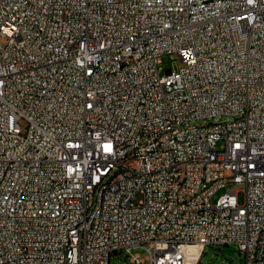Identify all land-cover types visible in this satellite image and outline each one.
<instances>
[{
	"label": "built area",
	"instance_id": "1",
	"mask_svg": "<svg viewBox=\"0 0 264 264\" xmlns=\"http://www.w3.org/2000/svg\"><path fill=\"white\" fill-rule=\"evenodd\" d=\"M0 38V264H264V0H0Z\"/></svg>",
	"mask_w": 264,
	"mask_h": 264
},
{
	"label": "rangeland",
	"instance_id": "2",
	"mask_svg": "<svg viewBox=\"0 0 264 264\" xmlns=\"http://www.w3.org/2000/svg\"><path fill=\"white\" fill-rule=\"evenodd\" d=\"M0 41L3 43L2 38ZM182 63L173 53L163 54L160 57V62L158 64L160 74L166 69L177 70ZM227 190H236L238 202L241 204L244 200V186L240 183H229L224 187L219 188L212 195V200L217 199L218 196L225 193ZM205 252L201 251L200 256L195 261H191L189 264H244L243 256L231 246H223L220 249H215L213 247H206ZM138 252L141 258L144 260L143 264H149V256L146 252L142 250H135ZM195 262V263H194ZM110 264H132L129 258H125L123 255L112 256Z\"/></svg>",
	"mask_w": 264,
	"mask_h": 264
},
{
	"label": "bare ground",
	"instance_id": "3",
	"mask_svg": "<svg viewBox=\"0 0 264 264\" xmlns=\"http://www.w3.org/2000/svg\"><path fill=\"white\" fill-rule=\"evenodd\" d=\"M186 255H187V264L191 261H195L200 256V248L199 246H188L186 248Z\"/></svg>",
	"mask_w": 264,
	"mask_h": 264
},
{
	"label": "trees",
	"instance_id": "4",
	"mask_svg": "<svg viewBox=\"0 0 264 264\" xmlns=\"http://www.w3.org/2000/svg\"><path fill=\"white\" fill-rule=\"evenodd\" d=\"M215 249H220V248H215ZM203 252H205V251L203 250Z\"/></svg>",
	"mask_w": 264,
	"mask_h": 264
}]
</instances>
